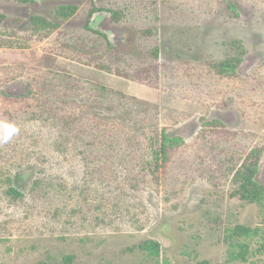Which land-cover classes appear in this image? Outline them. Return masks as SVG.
Listing matches in <instances>:
<instances>
[{
	"label": "rangeland",
	"instance_id": "rangeland-1",
	"mask_svg": "<svg viewBox=\"0 0 264 264\" xmlns=\"http://www.w3.org/2000/svg\"><path fill=\"white\" fill-rule=\"evenodd\" d=\"M64 5L77 13L33 33L30 17ZM0 17V109L18 113L0 114V264H264L261 234L233 240L257 252L245 259L229 240L240 225L264 233V207L231 197L255 149L264 184V0H0ZM238 40L248 54L224 77L211 63ZM29 89L35 118L3 98ZM69 112L68 131L54 114ZM156 130L185 142L160 178L145 170Z\"/></svg>",
	"mask_w": 264,
	"mask_h": 264
},
{
	"label": "trees",
	"instance_id": "trees-1",
	"mask_svg": "<svg viewBox=\"0 0 264 264\" xmlns=\"http://www.w3.org/2000/svg\"><path fill=\"white\" fill-rule=\"evenodd\" d=\"M19 3L23 5H28L34 0H17ZM229 8L234 13V15H238L237 8L238 5L231 3ZM78 11L77 6L73 5H64L56 9L53 13V18L49 19L44 16H32L30 17V23L32 25V31L34 34L38 35L40 39L47 38L54 31L58 30L61 26V23L72 18ZM2 22V18L0 17V23ZM87 29L88 26H87ZM103 37H106L105 34L97 33ZM233 45L237 46L238 53L235 56H228L227 58L211 63V66L214 67L218 74L224 77H236L238 75V69L243 64L247 54L248 49H246L245 45L241 40L235 41ZM97 69L106 70L107 73H112L109 67L103 65H97ZM116 75L120 77H124L127 80H139L146 81L148 79V74L144 72V70L135 73L134 75L123 74L120 72H116ZM105 94L111 93L113 95H119L121 97H126L123 93L118 91L108 89L105 87H101ZM32 89H29L27 93H12L5 94L3 93V98L13 104L15 107L23 110L22 113L34 115V110H28V107L32 108L29 104V99L32 98L33 95ZM29 105V106H28ZM0 114L2 116L10 117L13 120H17L18 113L17 110H13L9 107H4L0 109ZM37 114L34 115V118ZM54 117H58L59 120L65 122L64 128L68 131L71 128V123L75 121V113L69 112L67 115L62 114H54ZM214 126L223 125V123L219 121H215L213 123ZM69 125L70 127H67ZM78 136L76 138L82 139L83 132L79 131ZM151 137L148 139V146L150 151L151 159L145 164V170L148 171L155 178H160L163 174H165L172 164L177 152L180 151L184 146L185 142L179 136H173L168 134L166 131L156 130L152 132ZM64 144L68 142V140L62 141ZM95 146V143L91 142L84 146V150L82 149L81 154L87 158L93 156V152L91 151L92 147ZM262 159V151L261 149H255L247 154L240 164L234 170L233 176V185L234 189L231 193V197L233 199H237L242 202L251 203V204H259L264 207V184H261L257 181V175L259 173L260 163ZM11 192L19 196L17 190L12 189ZM261 234V236H260ZM238 236H245L250 238L251 242L255 237H261L262 242L258 245L257 252L264 253V233L261 232L259 228L252 229L246 226H238L234 231L231 232L230 235V246L231 251L230 255L233 259H245L246 255L256 253H252L249 247V244L244 242L234 243V239ZM141 250L148 252L149 255L158 256L160 254L161 245L155 241H147L139 247ZM44 264V263H41Z\"/></svg>",
	"mask_w": 264,
	"mask_h": 264
},
{
	"label": "clouds",
	"instance_id": "clouds-1",
	"mask_svg": "<svg viewBox=\"0 0 264 264\" xmlns=\"http://www.w3.org/2000/svg\"><path fill=\"white\" fill-rule=\"evenodd\" d=\"M7 126V125H6ZM11 134V133H10Z\"/></svg>",
	"mask_w": 264,
	"mask_h": 264
},
{
	"label": "water",
	"instance_id": "water-1",
	"mask_svg": "<svg viewBox=\"0 0 264 264\" xmlns=\"http://www.w3.org/2000/svg\"><path fill=\"white\" fill-rule=\"evenodd\" d=\"M94 17H95V15H94Z\"/></svg>",
	"mask_w": 264,
	"mask_h": 264
}]
</instances>
